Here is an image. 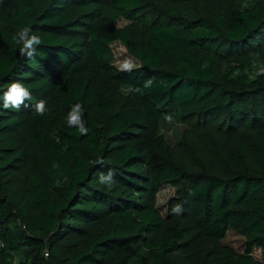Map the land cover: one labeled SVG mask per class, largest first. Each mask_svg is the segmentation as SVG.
<instances>
[{"label": "trees", "instance_id": "trees-1", "mask_svg": "<svg viewBox=\"0 0 264 264\" xmlns=\"http://www.w3.org/2000/svg\"><path fill=\"white\" fill-rule=\"evenodd\" d=\"M116 42L137 68L113 64ZM16 82L30 98L5 108ZM257 250L264 0H0V264H264Z\"/></svg>", "mask_w": 264, "mask_h": 264}, {"label": "clouds", "instance_id": "clouds-1", "mask_svg": "<svg viewBox=\"0 0 264 264\" xmlns=\"http://www.w3.org/2000/svg\"><path fill=\"white\" fill-rule=\"evenodd\" d=\"M30 27H23L18 33L17 43H22L23 47L20 49L22 56H27L32 58L35 53V46L39 45L42 41L41 38L35 34H31ZM131 63L125 62L123 65L124 69H131ZM30 98L29 91L19 82L11 84L8 91L4 95V107H16L19 108L21 104L24 103L25 99ZM35 110L38 114L43 115L46 110L45 101L41 100L35 106ZM82 106L77 104L73 107L72 111L69 113L68 124L70 127H77L81 134L86 135L88 129L85 127V124L82 120ZM171 119V117H168ZM100 183L111 185L113 183V173L109 171L106 175H100Z\"/></svg>", "mask_w": 264, "mask_h": 264}, {"label": "rangeland", "instance_id": "rangeland-1", "mask_svg": "<svg viewBox=\"0 0 264 264\" xmlns=\"http://www.w3.org/2000/svg\"><path fill=\"white\" fill-rule=\"evenodd\" d=\"M128 25V22L125 20H121L118 22V27L123 28ZM111 49L114 55L113 64L118 69H124L123 65L125 62L131 63V68H137L140 63L138 60L130 55L125 47L121 45L119 42L114 43L111 45ZM182 130V127L179 124H172V125H166L162 128V133L166 137V139L169 141L170 145L173 146L175 144V140L177 137V134L179 131ZM176 190L174 188H165L158 196L156 205L157 207L163 211V214L166 213L167 204L172 199V197L175 195ZM228 245L233 247L234 249L238 251H243V245H244V239L234 233H229L226 241ZM254 256L260 259L264 263V253L260 250H257L254 252Z\"/></svg>", "mask_w": 264, "mask_h": 264}]
</instances>
